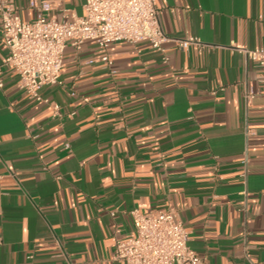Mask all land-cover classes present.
Segmentation results:
<instances>
[{
  "label": "crops",
  "instance_id": "1",
  "mask_svg": "<svg viewBox=\"0 0 264 264\" xmlns=\"http://www.w3.org/2000/svg\"><path fill=\"white\" fill-rule=\"evenodd\" d=\"M12 1L24 21L81 16L85 0ZM163 33L204 49L94 44L63 54L35 101L0 79V264H124L130 212L169 211L205 264H264V0H156ZM6 56L0 28V65ZM112 63L107 66L102 58ZM252 90L254 98L244 96Z\"/></svg>",
  "mask_w": 264,
  "mask_h": 264
},
{
  "label": "built area",
  "instance_id": "2",
  "mask_svg": "<svg viewBox=\"0 0 264 264\" xmlns=\"http://www.w3.org/2000/svg\"><path fill=\"white\" fill-rule=\"evenodd\" d=\"M29 6L38 10L32 21H24L12 1L0 0V28L6 56L0 65L17 78V88L29 99L51 104L58 115L59 107L40 96L44 86H61L63 54L67 47L79 51L89 42L105 54L117 42L135 45L147 43L160 52L167 63L166 45L173 44L180 50L209 46L195 36L176 39L166 36L159 23L156 0H85L81 16L57 21L47 18V1H30ZM260 70L258 83L264 97V52L235 48ZM107 66L112 63L102 58ZM3 82L0 79V89ZM252 90L244 98H254ZM133 234L116 242L115 259L124 264H205L204 259L190 249L189 234L177 214L169 211L141 213L130 212Z\"/></svg>",
  "mask_w": 264,
  "mask_h": 264
}]
</instances>
